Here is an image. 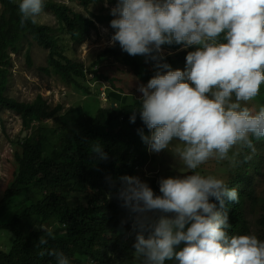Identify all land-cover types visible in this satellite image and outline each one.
<instances>
[{
  "label": "clouds",
  "instance_id": "obj_1",
  "mask_svg": "<svg viewBox=\"0 0 264 264\" xmlns=\"http://www.w3.org/2000/svg\"><path fill=\"white\" fill-rule=\"evenodd\" d=\"M14 1L18 4L15 10L21 27L28 22L38 23L46 11L45 0ZM52 1L69 6L68 20L74 14H82L94 21L96 30L92 31L110 28V47L118 43L132 60L136 61L131 56H143L144 61L136 62L146 63L148 59L156 62V74L148 83L142 81L146 85L141 84L137 89L142 94L140 107L133 110L130 122H136L138 112L150 133L138 130L151 160L152 153L168 151L191 172L161 178L156 182L161 195L139 177L119 178L122 186L118 198L131 213L129 219L136 233L133 254L140 264H264V240L257 238L261 217L255 222L257 236L253 235L249 222L240 226H248L249 235H230L229 218L214 203L218 201L223 208L230 201L238 202L237 186H240L245 191H254L243 200L244 218H247L248 206L256 202L260 213L264 211V198H255L260 197L256 178L264 175V141L259 142L264 140V99H258L264 95V0H93L89 8L80 0ZM0 6L3 10L1 3ZM91 8L98 9L99 13ZM93 14L111 17V22L101 24ZM4 16L8 19L9 13ZM37 46L40 45L37 43ZM69 46L70 42L67 50ZM26 51L31 52V47H22L18 52L9 48L8 67L12 64L11 55ZM185 51L188 53L186 69L173 70L165 62L166 57ZM104 60L93 65L94 60L89 66L73 60L82 66L86 77L82 84L89 86V81L99 84L101 100L109 101V109H98L94 116L120 110L130 104L127 99L133 96L126 92V81L121 77L123 72L119 66L102 64ZM26 61L29 67L33 66L32 59ZM106 67L120 78L115 86L93 73ZM60 83L66 86L61 80ZM83 87L77 88L84 90ZM114 94L123 98L117 99ZM257 102L258 110L252 108ZM64 112L70 118L79 114L92 116L78 109L67 111L63 106V117ZM28 131L31 134V130L24 128V138L29 135ZM20 138L24 139L22 135ZM236 148L249 149V157L259 163L260 172L251 179V186L239 182L241 175L235 174L237 163L226 181L197 171L210 160L231 159L229 153ZM91 153L99 160L108 159L102 143H95ZM39 228L45 232L39 245L55 238L44 225ZM10 236L14 239L12 232ZM41 255L54 257L56 264H70L69 258L58 249L42 251Z\"/></svg>",
  "mask_w": 264,
  "mask_h": 264
},
{
  "label": "trees",
  "instance_id": "obj_2",
  "mask_svg": "<svg viewBox=\"0 0 264 264\" xmlns=\"http://www.w3.org/2000/svg\"><path fill=\"white\" fill-rule=\"evenodd\" d=\"M92 1L80 0V3L89 8ZM14 2L0 0L3 5L0 12V108L19 115L23 127L31 130V134L20 138L14 146L12 175L0 200V210L15 199L21 203L11 221L0 217V232L8 230L14 235L10 250L0 247V264H56L54 257L41 255L42 251L53 248L62 251L70 264H140L139 259L134 260L136 233L129 219L131 213L118 198V190L122 186L119 178L139 177L142 169L154 160H151L148 146L138 134L139 129L150 134L138 112L136 122H130L133 110H139L140 100L124 105L118 111L112 109L108 114L100 112L94 117L79 114L67 120L62 116L61 101L52 107L41 95L32 102L10 97L7 94L8 49L18 52L26 44L31 47L33 42L50 48L48 64L41 67L45 74L59 77L66 86L74 84L81 89L85 85L84 92L88 93L89 86L82 84L86 79L82 66L66 55L67 47L61 48L60 37L70 35V40L84 43L91 31L96 30L94 21L82 14H74L68 20L69 6L64 7L52 0H45V10L55 16L59 26L28 22L21 27L15 10L18 4ZM5 13H9L8 19ZM93 15L101 24L111 22V17ZM29 37L33 40L29 41ZM187 54L185 51L168 56L165 62L173 70L186 69ZM25 55L30 59V51ZM109 55L128 65V74H135L146 83L156 74L155 61L148 59L146 63L139 64L122 51L118 43L98 54L93 65H98ZM110 67L95 69L93 73L96 78L115 86L120 78L109 72ZM119 68L124 72L122 67ZM125 81L126 92L140 98L142 94L137 91L141 85L139 81L127 77ZM114 96L123 98L119 94ZM262 98L264 95L258 96L260 101ZM47 120H52L56 128L51 130L45 125ZM97 142L103 144L107 160L92 156L91 147ZM250 153L249 149L241 151L235 171V174L241 175L239 182L249 186L251 179L260 172L259 163L249 157ZM144 182L161 195L155 179H145ZM237 187L238 202L230 201L223 208L219 207L218 201L214 203L222 213L227 214L230 235H249L248 226H240L248 224V219L244 218L243 200L254 191ZM258 217H261L258 237L264 240V214ZM26 221L30 227L25 225ZM40 225L50 229L55 237L49 239L46 245L38 244L40 237L45 235Z\"/></svg>",
  "mask_w": 264,
  "mask_h": 264
},
{
  "label": "rangeland",
  "instance_id": "obj_3",
  "mask_svg": "<svg viewBox=\"0 0 264 264\" xmlns=\"http://www.w3.org/2000/svg\"><path fill=\"white\" fill-rule=\"evenodd\" d=\"M63 1V0H55ZM95 13H99L96 8H91ZM2 7L0 6V12ZM116 18V17H115ZM39 24H47L50 26L57 27L58 24L53 15L45 11V13L39 18ZM104 28V27H103ZM99 28L98 31H91L88 39L83 44H78L72 42L69 37H64L61 48L67 47L68 42H70L69 49L66 55L77 62H83L84 65L89 66L94 60L97 59L98 54H101L106 48H110V34L111 29L107 28L104 30ZM32 52V62L33 66L29 67L26 61L24 52L19 55H11L12 64L7 67L8 73H10V78H8L9 87L7 94L12 98L18 99L19 101L26 102L34 100L37 95H42L51 106H56L60 101L63 103L65 110L69 111L71 109H78L83 113L94 116L98 109L107 111L109 109V101L104 102L101 100L100 96V85L95 82L89 81L90 93L86 94L84 90H80L73 86H62L60 80L54 75H47L41 69V67L46 66L48 51L40 46L33 45L31 47ZM138 62L145 60L143 56H131ZM105 60L102 64L112 63L113 65L120 66L124 69L121 73V77L127 79L138 80L140 84L146 85L142 80L138 79L137 76H133L129 73V66L125 63L120 62L115 59V56L104 57ZM116 72V71H114ZM89 76L88 79H90ZM68 88V89H67ZM99 93V96H98ZM107 93V90H106ZM136 99L135 96H129L127 99L128 103H133ZM140 100V98H138ZM260 101V100H259ZM120 105L119 103H117ZM258 102L252 107L258 110ZM64 117L67 120L70 116L64 112ZM37 124V122L35 123ZM51 130L56 128L53 121H48L44 123ZM24 128L22 125V120L19 115L7 108H0V200L4 195V190L10 182V177L12 175L11 165L14 163L13 149L15 144L18 142L20 135L23 134ZM30 134V131H28ZM241 149H233L229 153L231 159L217 161L215 159L210 160L207 164L202 165L198 172L202 175H214L217 178L228 180L230 176L234 173L236 163L239 161ZM154 160L149 162L146 167H144L139 175V178L144 181L145 179L152 180L155 179L159 183L161 178L176 177L180 174H190L191 170L186 169L178 157H174L168 151H162L160 153H152ZM264 171V168H263ZM256 180L259 183L260 197L255 196L256 199L264 198V175L258 176ZM259 195V194H258ZM20 200L15 199L12 204L4 206L0 210V217L5 221H11L15 215L16 211L20 208ZM252 205V206H251ZM247 208V219L250 223L253 235L257 236V228L255 225L256 219L259 214H264V211L260 213L258 208L259 203L256 202L251 204ZM25 225L31 226L28 221ZM257 227H259L257 225ZM260 239L259 237H257ZM13 237L10 236V231L0 232V247L5 250H9L13 244ZM135 252V251H134ZM135 257V256H134ZM134 260H138L137 257Z\"/></svg>",
  "mask_w": 264,
  "mask_h": 264
},
{
  "label": "bare ground",
  "instance_id": "obj_4",
  "mask_svg": "<svg viewBox=\"0 0 264 264\" xmlns=\"http://www.w3.org/2000/svg\"><path fill=\"white\" fill-rule=\"evenodd\" d=\"M60 38H62V37H60ZM69 39H70V38H69ZM33 45H37V43L33 42ZM33 45H32V46H33ZM26 46H28V44H26ZM26 46H25V47H26ZM32 46H31V47H32ZM61 46H62V42H61ZM40 47H42V46H40ZM42 48H43V47H42ZM44 49H45V48H44ZM46 50H47V49H46ZM47 51H48V50H47ZM26 52H27V51H26ZM26 52H25V53H26ZM48 52H49V51H48ZM25 53H24V55H25ZM47 56H48V54H47ZM25 57H26V55H25ZM26 59H27V57H26ZM30 59H32V52H30ZM46 63H47V61H46Z\"/></svg>",
  "mask_w": 264,
  "mask_h": 264
}]
</instances>
